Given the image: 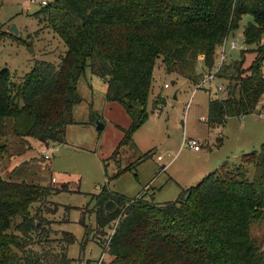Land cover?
<instances>
[{
	"label": "trees",
	"instance_id": "16d2710c",
	"mask_svg": "<svg viewBox=\"0 0 264 264\" xmlns=\"http://www.w3.org/2000/svg\"><path fill=\"white\" fill-rule=\"evenodd\" d=\"M243 16L252 21L242 31V42L256 46L255 57L247 69L243 60H225L217 71L219 83L228 84L221 95L209 92V128L228 118L264 115V0L46 3L35 17L45 21L65 50L56 63L33 60L18 84L9 70H0V158L10 126L12 135L24 141L63 142L66 128L75 124L73 109L82 102L77 83L85 68L104 81L105 101L120 105L130 119L127 128L117 127L122 138L113 153L131 146L132 134L148 117L156 59L161 57L166 74L196 86L213 71L217 48L238 30ZM10 34L1 31L0 40ZM160 102L152 101V113ZM134 167L119 168L116 176ZM64 190L0 175V264H72L67 249L74 236L62 232L51 239V222L44 216L50 197ZM92 213L99 235L110 230L99 243L110 258L99 264H264V248L250 236L252 225L264 222V144L255 154L242 155L237 166L225 163L182 190L173 202L156 204L145 194L129 199L103 186Z\"/></svg>",
	"mask_w": 264,
	"mask_h": 264
},
{
	"label": "rangeland",
	"instance_id": "374dc122",
	"mask_svg": "<svg viewBox=\"0 0 264 264\" xmlns=\"http://www.w3.org/2000/svg\"><path fill=\"white\" fill-rule=\"evenodd\" d=\"M42 1L53 0H34V3L31 0H0V33L11 27L18 30L17 36L10 34L0 40V70H9L15 84L29 72L33 60L56 63L65 50L46 28L45 21L35 17L43 7ZM250 21V16H243L238 30L228 39L242 36ZM261 44H264V35ZM224 46L221 44L217 48L216 59L225 51L226 62L243 60L244 69L253 62L255 45L247 46L240 41L238 49ZM201 69L200 59L197 71ZM222 84L226 86L228 81ZM164 85L168 88H163ZM77 90L82 102L73 109L75 124L66 128L62 143L41 144L32 138L24 141L12 135L10 126L8 135L2 140L5 147L0 158V175L4 180L48 188L66 187L50 197L44 209L48 213L44 216L51 222V239L59 238L62 232L74 236L75 242L67 249L72 264H99L110 258L99 245L104 243L110 230H105L104 236L99 235L92 213L94 197L103 186L129 199L145 194L148 198L152 196L156 204L173 202L182 190L196 185L225 163L230 169L237 166L243 154L260 151L264 144L262 114L228 118L223 124L209 128L201 118L206 120L208 100L210 95H217L215 90L195 89L192 83L166 74L161 57L156 59L153 71L146 107L148 117L132 134L133 144L119 149L117 154L113 152L122 138L117 127L127 128L129 117L120 105L105 101L106 85L91 75L89 68H85L80 77ZM155 99L163 104L152 113ZM188 102L191 107L186 110ZM261 106H264V95ZM97 123L103 125L101 131L96 130ZM184 135L198 142V152L183 145ZM44 148L48 160L43 158ZM149 153L151 157L141 160ZM127 167L134 169L116 176L119 168ZM252 177L253 168L249 166L248 178ZM81 220L88 229V237L84 235ZM250 236L264 248V222L254 223Z\"/></svg>",
	"mask_w": 264,
	"mask_h": 264
},
{
	"label": "built area",
	"instance_id": "2783aa9c",
	"mask_svg": "<svg viewBox=\"0 0 264 264\" xmlns=\"http://www.w3.org/2000/svg\"><path fill=\"white\" fill-rule=\"evenodd\" d=\"M31 3H34V0H31ZM41 5H43V6L46 5V2L42 1ZM222 44H224L225 46L229 45L232 49H238L240 46V41H238L237 37H233V39L226 38L224 43H222ZM224 52L222 51L219 54V58L217 59V62H216V65H215L213 71L211 73L204 74L202 80L196 86H194L195 89H212L213 88L215 90L216 94H219L220 92L223 91V86L219 83V81L217 80L215 75H216L217 71L219 70V68L221 67V65L226 60V53H224ZM163 88L167 89L168 86L164 85ZM190 107H191L190 103L188 102L186 104V110L190 109ZM201 121L204 122L205 119L201 118ZM183 145L191 148L194 152H198L200 150V146H199L198 142L195 139L186 138L185 135L183 136ZM45 150H47V149L44 148L43 158L48 160L49 158L45 154V152H46ZM157 159L160 160L161 158L158 157Z\"/></svg>",
	"mask_w": 264,
	"mask_h": 264
},
{
	"label": "water",
	"instance_id": "95a60500",
	"mask_svg": "<svg viewBox=\"0 0 264 264\" xmlns=\"http://www.w3.org/2000/svg\"><path fill=\"white\" fill-rule=\"evenodd\" d=\"M7 31H8L9 33L15 35V36L18 35V30H17L16 28H14V27L9 28ZM237 39H238V41H242V40H243L242 36H238ZM174 98H175V97H174ZM102 129H103V125H102V124L100 125V124L97 123V125H96V130H97V131H101ZM252 153L255 154L256 151H253Z\"/></svg>",
	"mask_w": 264,
	"mask_h": 264
},
{
	"label": "crops",
	"instance_id": "0c3cea01",
	"mask_svg": "<svg viewBox=\"0 0 264 264\" xmlns=\"http://www.w3.org/2000/svg\"><path fill=\"white\" fill-rule=\"evenodd\" d=\"M204 122H205V121H204ZM205 123H206V122H205ZM199 143H200V142H199ZM243 155H244V154H243ZM241 157H242V156H241ZM240 163H241V161H240ZM240 163H239V164H240Z\"/></svg>",
	"mask_w": 264,
	"mask_h": 264
}]
</instances>
